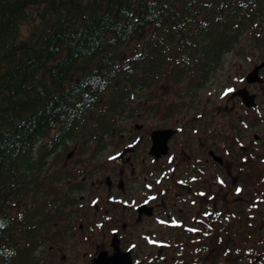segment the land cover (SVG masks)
I'll return each instance as SVG.
<instances>
[{"label": "trees", "instance_id": "16d2710c", "mask_svg": "<svg viewBox=\"0 0 264 264\" xmlns=\"http://www.w3.org/2000/svg\"><path fill=\"white\" fill-rule=\"evenodd\" d=\"M230 52L262 58L264 0H0V264H40L71 179L53 159L58 149L109 129L138 92L160 82L194 99ZM261 95L245 115L239 102L237 114L224 113L240 142L247 130L263 134ZM258 143L261 151L238 153L255 236L254 253L230 254L235 264H264Z\"/></svg>", "mask_w": 264, "mask_h": 264}, {"label": "flooded vegetation", "instance_id": "af4514ba", "mask_svg": "<svg viewBox=\"0 0 264 264\" xmlns=\"http://www.w3.org/2000/svg\"><path fill=\"white\" fill-rule=\"evenodd\" d=\"M155 88L125 110L152 124H115L87 149L75 142L78 157L58 167L71 179L40 264H235L231 253H254L255 205L236 192L238 130L223 122L222 106L208 115L192 102L175 105L171 85Z\"/></svg>", "mask_w": 264, "mask_h": 264}, {"label": "rangeland", "instance_id": "374dc122", "mask_svg": "<svg viewBox=\"0 0 264 264\" xmlns=\"http://www.w3.org/2000/svg\"><path fill=\"white\" fill-rule=\"evenodd\" d=\"M260 59H258V56L255 52H253L250 57H248V59H245L244 57H239L236 52H230L228 54H226L223 58V62L222 65L219 66L218 68H216V70L214 71V73L211 75L209 82L205 85L203 90H200L198 92V94L196 95V97L194 98V100L190 98V96H186L184 98L182 97H174V102L176 105V102L178 101H182L184 103L192 102V105L190 107H205L208 109V115H210V112H212L211 110L215 109L216 107H220L222 106L224 112H223V122H224V113H227L228 115H233V114H237V110L235 108L236 104H238V100L237 99H233L231 98L230 94L225 95V92L227 91V89L231 88V89H236L238 87H241L245 84V80L244 77L246 75V73H248L253 65L257 62H259ZM262 76L264 78V72L262 73ZM158 89L155 88V91H157ZM250 91H254L256 92L258 95L262 96L261 94H263L264 97V82L262 84L257 85L256 87L254 85L250 86ZM145 93L146 91H142ZM159 92L165 93L167 92V88L166 86H163L162 88L159 89ZM143 96H139V98H137L136 102L139 99H143ZM198 106H197V105ZM260 109H263V107H260ZM215 110H213V112H215ZM140 112V111H139ZM248 111L246 110H242L241 113L242 115L247 114ZM185 113V111L183 112ZM126 115H124L120 121H118L117 124L120 123H124L127 124V126H130L132 124H145L146 126L152 124V118H151V122L148 120H145L144 122L142 120H135V119H128L125 118ZM249 118L253 116V113L250 112L248 114ZM246 120V118H245ZM148 123V124H146ZM150 123V124H149ZM210 123V118L208 119V126ZM214 123H216V119H214ZM257 133L259 134L261 137V139H264V130H263V134L261 132H257L255 131V129H251V130H247V134L244 135L245 137V141L243 142V144L245 146H247L250 143V146L254 148H259L260 149V144L258 142H256L253 139V134ZM82 140L81 142H85L88 140V134H84L80 136V140ZM81 142H77L79 144V146H81ZM76 143L74 141L72 142H68L67 147L66 148H62L61 150H59L56 154V156H54V160H56L58 162L57 166L59 167L61 165V163H64L66 160H73V156L75 155L76 157H78V155L76 153H74V145ZM111 146L110 144L108 145V147ZM90 147V144L87 145L86 149ZM96 147H98L96 145ZM68 153H72L70 158H66ZM110 153V149H108L105 152V156L109 155ZM226 153V152H225ZM227 155H229L228 153H226ZM231 158V157H230ZM69 170V169H67ZM68 172V171H67ZM69 173V172H68ZM68 187V186H67ZM242 219V217H241ZM247 219V216H245V220ZM255 219V217H254ZM250 224H246L247 229L249 228ZM254 236H255V232H253Z\"/></svg>", "mask_w": 264, "mask_h": 264}, {"label": "water", "instance_id": "95a60500", "mask_svg": "<svg viewBox=\"0 0 264 264\" xmlns=\"http://www.w3.org/2000/svg\"><path fill=\"white\" fill-rule=\"evenodd\" d=\"M264 68V58L259 62L258 64H255L251 71H249L245 76V81L247 84H253V83H261L263 82V78L260 75V70ZM231 96L238 97L241 99L242 104L246 107H255V93H250L248 88L246 86L238 88L234 92L231 93ZM257 139V135L254 136ZM166 140H164V143ZM153 148L155 147L154 143L152 144ZM216 158V157H215ZM221 162V158H217Z\"/></svg>", "mask_w": 264, "mask_h": 264}, {"label": "snow or ice", "instance_id": "6c2138e0", "mask_svg": "<svg viewBox=\"0 0 264 264\" xmlns=\"http://www.w3.org/2000/svg\"><path fill=\"white\" fill-rule=\"evenodd\" d=\"M235 90L234 89H231V88H229V89H227V91L225 92V95H228V94H230V93H232V92H234ZM245 127H247V125H245ZM110 159H115V157H110ZM193 179H195V178H193ZM157 183H159V181H157ZM219 183H221V184H223L224 183V181L223 180H220L219 181ZM149 187H151V186H149ZM242 191V189H240V188H237L236 189V192H237V194H239L240 192ZM200 195H205L204 193H200ZM149 199H155V197H150ZM93 203H95V201L93 202ZM145 203H148V201H145ZM207 215V214H206ZM160 223H165L164 221H160ZM176 222L175 221H173V224H175ZM0 226H2V225H0ZM192 231H198L197 229H192ZM205 235H207V233H205ZM227 254V253H226Z\"/></svg>", "mask_w": 264, "mask_h": 264}, {"label": "bare ground", "instance_id": "6f19581e", "mask_svg": "<svg viewBox=\"0 0 264 264\" xmlns=\"http://www.w3.org/2000/svg\"><path fill=\"white\" fill-rule=\"evenodd\" d=\"M253 170H254V168H253ZM255 172H256V170H255ZM249 175V174H248Z\"/></svg>", "mask_w": 264, "mask_h": 264}]
</instances>
